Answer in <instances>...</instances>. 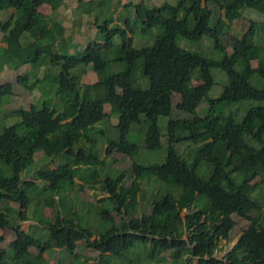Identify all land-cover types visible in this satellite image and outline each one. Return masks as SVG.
<instances>
[{
  "label": "trees",
  "instance_id": "obj_1",
  "mask_svg": "<svg viewBox=\"0 0 264 264\" xmlns=\"http://www.w3.org/2000/svg\"><path fill=\"white\" fill-rule=\"evenodd\" d=\"M52 1L0 0V14L13 9L5 20L0 15L1 40L11 42L14 38L22 52L26 50L24 44L32 42L37 63L44 67L42 77L30 78L26 73L18 76V82L28 91L37 87L42 91L45 89L42 83L49 80L56 85L51 93L57 97L55 101L43 99L38 106L44 95H51L45 89L38 102L3 115L15 113L21 119L0 131V161L11 171V175H6L0 165V228L14 226L17 236L14 248L0 247V264H14L10 255L29 256L28 264H45L44 253L53 248L78 261L81 255L74 251L78 243L69 239L70 230L82 233L84 245L98 251L93 263H88L86 257L84 264H136V254L140 256L138 264H264V84L256 86L250 81L254 74L264 79V45L255 42L256 22L252 19H248L251 26L247 25L240 36L228 34L227 44L220 37L226 24L231 26L244 20L245 9L264 14V0H176L152 7L143 1H129L123 8L135 7V17L120 10V16L111 14L99 22L97 15L91 29L95 28L94 37L103 49L90 41L76 48L79 53H61L57 47L65 25L38 9ZM111 2L79 0V6L82 14H86L90 8L102 9L107 4L111 7ZM118 7L116 3L111 11L115 13ZM221 10L224 17L216 13ZM137 18L143 31L158 26L153 43L135 46L131 37L124 55L113 54L115 36L122 38L127 31L133 34L135 27L131 22H137ZM178 37L191 42L204 37L215 39L216 48L224 53L214 58L189 45H180ZM187 57L197 61L196 79L200 83L195 84L190 74L184 75L180 108L198 115L193 125L185 117L173 118L175 69ZM253 60H257L256 66L252 65ZM111 61L119 64L122 75L132 78L133 86L130 97L124 98L114 110L118 111L117 137L103 138L110 145L117 144L133 159L135 176L130 185L124 184L125 171L101 178L98 166L102 159L94 149L98 143L96 135L105 132L101 125L110 115L105 112L104 103L114 101L115 87L110 85L104 96L94 97L96 84L82 83L80 74L73 72L84 64L82 71L89 68L101 73ZM3 64L18 70L23 63L1 47L0 69ZM215 69L222 71L224 82L218 96L212 97ZM144 77L149 80L147 88L142 86ZM12 89L11 83L0 84V106ZM246 100H257L259 104L250 106L240 120L239 107L223 111L231 103ZM201 104L205 110L202 116L197 111ZM165 116L168 117L165 161L148 165L134 161L140 146L129 139L132 125H147L145 146L151 150V137L160 133L159 118ZM182 144L186 147L181 148ZM45 157L48 162L35 167L30 177H26L35 161L41 163ZM172 163H179L180 176L171 173ZM202 164L209 170L207 176L198 172ZM150 176H155L168 190L145 203L150 194L141 182ZM258 177L259 181L253 183ZM93 179L100 180V188L106 193L100 202L109 199L114 205L101 210L107 226L97 233L76 220V211L64 207L63 197H55L65 182H77L82 187ZM36 189L40 194L35 193ZM47 190L53 194L49 202L41 194ZM255 190L257 197L252 196ZM183 192L194 193V201L188 202ZM238 197L251 206L249 223L231 248L219 256L223 247L218 237L209 232L210 223L227 220L236 213ZM11 202L18 203L16 211L11 209ZM140 202L150 209L139 210ZM48 206L58 207L54 212L61 215V223L47 218ZM113 212L121 215L119 220ZM27 220L36 221L30 228L32 225L46 228L47 237L43 240L30 229H23L20 222ZM2 240L0 236V243ZM31 247L38 248V252L33 253ZM58 264L64 263L59 260Z\"/></svg>",
  "mask_w": 264,
  "mask_h": 264
},
{
  "label": "rangeland",
  "instance_id": "obj_2",
  "mask_svg": "<svg viewBox=\"0 0 264 264\" xmlns=\"http://www.w3.org/2000/svg\"><path fill=\"white\" fill-rule=\"evenodd\" d=\"M134 1L139 3L143 1L149 7L154 5H159L165 1L170 3H174L176 0H112L111 7L107 4L105 7L98 8H90V13H86L85 15L82 14V7L76 8L79 4V0H61L57 1L54 0L51 3H46L40 6L38 9L49 17L51 20L57 19L65 25V33L62 38L57 41V47L59 48L60 52H70V53H79V46L89 44L93 42L92 45L99 49H103L100 46V43L96 42L98 38L94 37L95 28L91 29L93 26L94 19L98 17L99 22H102L106 16L113 15L117 17V15L121 14L119 11L122 12H129L132 17H135V7L129 5L123 8V4ZM116 3L119 5L118 10L113 13L111 9L114 8ZM100 14L98 11H100ZM13 9H9L7 12L1 13V18L3 20L7 19ZM217 14L224 17L223 11H217ZM98 15V16H97ZM128 14H126L127 16ZM244 15L246 16L243 21H235L238 23L233 22L231 26L226 24L223 28V34L220 37L223 39V43L227 44L228 34H238L240 36L241 33L247 30L251 26L249 24L248 19L255 20V42L257 44L264 45V14L254 10V9H245ZM114 23L117 22V18L114 19ZM80 21L81 23L77 26V22ZM123 27L126 29V25L123 24ZM132 26H134V33L131 34L129 31L122 33L121 35L115 36V42H117L116 46L113 49V54L118 56L124 55L125 50L127 49L128 39L133 37V44L135 46H142V45H150L153 43L157 32L159 31L158 26L148 29L146 31L142 30V24L137 18V22L132 20ZM134 24V25H133ZM2 33L0 32V49L4 47L5 51H9L13 53L23 64L18 70H14L11 66L3 64L2 68L0 69V84L1 83H11L13 85L12 94L8 95L5 98V102L0 106V131L4 126H9L11 124L16 123L21 118L15 113H10L9 115L3 117L4 113H8L14 109L19 107L28 108L32 103L38 102L37 98L45 92V89L48 90L50 93L55 90L56 85L51 83V81H45L42 88H45L41 91L40 88H35L33 91H28L23 87V85L18 82V76H23L26 73L30 74V78L34 77H42L44 73V67L38 65L36 53L34 52V46L31 48L32 42L29 44H24L25 51L22 52L20 45L14 38L11 39V42H4L1 40ZM91 41V42H90ZM24 42V41H23ZM89 42V43H88ZM177 42L182 46H190L194 47L195 50L201 51L209 56L214 58H219L223 55V51L221 49L216 48V40L208 37H204L198 42H191L187 41L181 37L177 38ZM25 43V42H24ZM191 44V45H190ZM31 48V49H30ZM231 47H228V51H230ZM30 49V51H28ZM197 61L192 57H187L182 60L175 69V78L174 83L172 86V102H173V118L185 117L187 118L190 125H193L198 120V115L188 114L181 110V100H182V91H181V80L185 74H190L193 79L194 83H200L197 81ZM252 65H257V60L252 61ZM86 65L82 64L77 68L73 69L74 73H78L81 76L82 83H92L96 84V87L93 89L92 95L94 97L104 96L106 93V88L110 85L115 87V95L114 101L112 103H104V110L106 113H109V117L106 118L101 125L105 130V134L99 133L97 136L98 143L94 146V149L97 150L99 157L102 159V163L98 166L99 174L101 178L105 176L114 177L120 171H125L124 177V184L130 185L134 179V171L132 169L133 159L129 157L125 151L119 147L117 144L110 145L105 141L108 137H117V121H118V111H115V107L124 99L129 98L132 93V86L133 81L131 77L124 76L121 74L120 66L116 62H109L106 69L101 72H95L93 70L85 69L82 71ZM3 69V70H2ZM221 70L215 69L214 74L216 78V82L210 91V95L212 97L218 96L223 86L224 78L221 76ZM250 81L252 84L256 86H262L264 84V79L260 78L257 74H254ZM149 85L148 78L144 77L142 80V86L147 88ZM41 86V85H39ZM50 96V97H49ZM53 96V97H52ZM46 97V98H44ZM44 97L37 103L38 106H41V101L43 99H56L55 93H48L44 95ZM54 99V101H55ZM259 104L257 100H246L242 103H231L229 106H226L223 111H229L230 109L240 108L242 111L238 114V120L242 119L245 114V111L250 107ZM203 104L200 105L198 108V113L202 116L204 114V109H202ZM220 109V106L217 107V110ZM168 117H160L159 118V126H160V133H155L151 137L152 149L149 150L145 146V132L147 129V125L142 123L133 124L131 127V131L129 134V139L133 142L137 143L140 146V150L138 154L135 156L134 161H138L144 165L148 164H157L163 163L166 157V149H165V133H166V123ZM105 139H104V138ZM254 144H258L254 142ZM186 147V144H182L181 148ZM39 154V153H38ZM37 159V158H36ZM48 162V159L45 157L41 163L37 160L35 161L34 168L28 170L25 173L26 177H30L32 171L35 167L39 166L40 164ZM0 165L5 168V174L11 175V171L4 162L0 161ZM77 167V166H76ZM92 168V167H91ZM80 169V168H79ZM90 171V169H89ZM170 171L175 176H180L181 170L179 163H172L170 165ZM198 172L202 176H207L209 170L206 165L202 164L198 170ZM76 176L79 177L81 174L80 171L76 172ZM75 176V177H76ZM77 180V179H76ZM79 182V180H77ZM259 181V177L256 178L253 183ZM142 187L144 189H149V198L144 202H148L155 195L156 197H160L161 194L165 193L168 190L167 186H164V183H158L155 179V176H150L144 179L142 182ZM161 184V185H159ZM258 190H255L252 196L257 197L258 195L255 193ZM36 194H40L38 189L35 190ZM42 194V197L45 198L48 202L51 201L53 194L50 190H47ZM102 195H106L100 188V180L93 179L87 181L82 187L81 184L74 182H65L62 185L61 192H59L57 196H61L64 198L65 203L64 207L68 208V211L75 210L77 215V221L80 222L85 227H89L96 233L103 230L107 223L101 218L100 212L102 209L109 208L111 209L114 205L113 202L109 199H106L100 202L99 198H102ZM183 197L190 203L194 201L195 194L192 192H183ZM64 202V201H63ZM144 202H140L139 210L143 207L146 210H149V205L145 204ZM237 202L239 204V209L236 213H234L229 219L222 220L215 223H210L209 232L214 234L218 237L223 250L218 252L219 256H222L226 251H228L231 246L237 241L238 237L240 236L242 229L248 226L247 216L249 214V210L251 208L246 202H244L240 197L237 198ZM11 209L16 211L18 209V203L11 202L10 203ZM54 210H58L57 206L54 207H46L45 214L49 220L57 221L61 223V215H56ZM30 215H32L31 211H28ZM68 213V212H67ZM66 213V214H67ZM141 213V211H139ZM182 213H186V209L182 210ZM116 220H119L121 215L119 213L113 212ZM137 215V214H136ZM35 220H27L21 221V227L25 230H29L35 236L42 238L43 240L48 235V230L46 228H41L39 226L32 225L30 228V224H35ZM0 236L3 237V240L0 243L1 248H14L17 244V236L14 226H10L6 229L0 228ZM94 238V237H93ZM69 239L78 243L75 248V253L80 254V258L78 261L74 260V257L68 255L67 252H64L58 248H53L51 250H47L45 255V264H58L59 260H62L64 264H84L83 261L86 260V257H89L88 263H93L95 261V257L98 255V251L92 247L84 245V238L83 234L77 232L76 230H70ZM31 251L33 253L38 252V248L31 247ZM135 263L138 264L140 261V256L135 255ZM13 259L14 264H28L29 256L23 257H14L10 255Z\"/></svg>",
  "mask_w": 264,
  "mask_h": 264
},
{
  "label": "crops",
  "instance_id": "obj_3",
  "mask_svg": "<svg viewBox=\"0 0 264 264\" xmlns=\"http://www.w3.org/2000/svg\"><path fill=\"white\" fill-rule=\"evenodd\" d=\"M83 1H88V0H83ZM80 6H79V4L77 5V7L76 8H79ZM83 15H85V14H83ZM66 19H68V18H66ZM66 19L65 20H62V22H65L66 21ZM55 20H57V19H55ZM60 21V20H59ZM3 70V69H2ZM103 196H105V195H102V197ZM100 199V198H99Z\"/></svg>",
  "mask_w": 264,
  "mask_h": 264
}]
</instances>
